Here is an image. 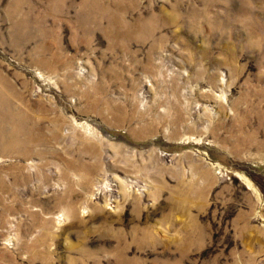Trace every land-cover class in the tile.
<instances>
[{"label": "rangeland", "instance_id": "obj_1", "mask_svg": "<svg viewBox=\"0 0 264 264\" xmlns=\"http://www.w3.org/2000/svg\"><path fill=\"white\" fill-rule=\"evenodd\" d=\"M0 264H264V0H0Z\"/></svg>", "mask_w": 264, "mask_h": 264}]
</instances>
